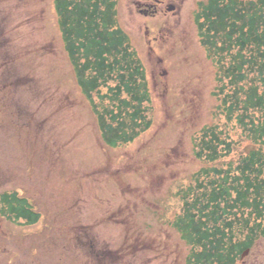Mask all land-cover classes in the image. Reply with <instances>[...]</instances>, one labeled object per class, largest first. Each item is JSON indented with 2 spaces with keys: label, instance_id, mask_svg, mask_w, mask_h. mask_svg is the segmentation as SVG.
Returning <instances> with one entry per match:
<instances>
[{
  "label": "rangeland",
  "instance_id": "1",
  "mask_svg": "<svg viewBox=\"0 0 264 264\" xmlns=\"http://www.w3.org/2000/svg\"><path fill=\"white\" fill-rule=\"evenodd\" d=\"M116 1L118 25L145 71L149 101L144 106L152 125L112 148L103 142L92 106L75 81L53 0H0V82L16 74L9 59L37 65L44 143L40 158L41 149L25 142L30 132L21 122L0 131L5 164L17 160L14 149L23 157L27 153L18 175L23 195L40 215L32 227L4 222L6 230L0 221V264H187L189 247L172 223L180 212L177 189L192 185V175L207 166L195 155L198 134L220 124L234 140L227 159L216 166L234 164L259 148L235 126L225 125L218 111L217 69L194 23L203 0ZM148 6L156 15L138 13ZM27 86L16 95L26 98ZM93 102L100 112L110 107L95 95ZM11 175H4L6 187L15 185L17 177ZM86 233L88 241L80 244L78 237ZM238 264H264V237Z\"/></svg>",
  "mask_w": 264,
  "mask_h": 264
},
{
  "label": "trees",
  "instance_id": "2",
  "mask_svg": "<svg viewBox=\"0 0 264 264\" xmlns=\"http://www.w3.org/2000/svg\"><path fill=\"white\" fill-rule=\"evenodd\" d=\"M54 8L65 51L104 141L111 146L132 141L150 125L143 107L149 93L142 64L117 26L116 1L54 0ZM194 22L217 69L213 95L224 124L259 148L241 155L234 166L213 165L235 142L220 124L203 127L195 155L209 166L177 192L182 204L173 226L190 248L187 264H238L244 250L264 236V0L202 1ZM93 94L110 107L100 112ZM1 200L8 205L5 212L13 213L14 202ZM31 214L24 209L15 217L32 223L37 216Z\"/></svg>",
  "mask_w": 264,
  "mask_h": 264
},
{
  "label": "flooded vegetation",
  "instance_id": "3",
  "mask_svg": "<svg viewBox=\"0 0 264 264\" xmlns=\"http://www.w3.org/2000/svg\"><path fill=\"white\" fill-rule=\"evenodd\" d=\"M17 82L18 81H16L15 84H17ZM7 87H8V85H4L2 87V89H0V103H2V100L4 99V97L7 100V97L6 96L9 93V92H6L5 91ZM6 115H7L6 110L0 108V127H4L5 126ZM18 183L21 186V182L19 181ZM6 197H8L11 200V203H10L11 206H12V202H14L13 209H12L14 215L22 212L24 209H27L26 205H22L20 202L17 201L18 196H15V198H13L12 197V194H8V195H6ZM6 206H8V205L6 204L5 206H3V208H5ZM11 206L9 207L10 209H11ZM13 221H15L16 223H18L19 222V219H14L13 218Z\"/></svg>",
  "mask_w": 264,
  "mask_h": 264
}]
</instances>
